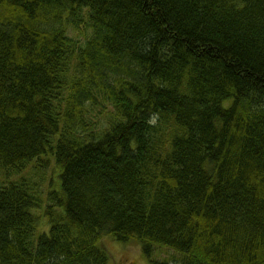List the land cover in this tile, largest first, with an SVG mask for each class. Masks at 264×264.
<instances>
[{"label": "trees", "instance_id": "16d2710c", "mask_svg": "<svg viewBox=\"0 0 264 264\" xmlns=\"http://www.w3.org/2000/svg\"><path fill=\"white\" fill-rule=\"evenodd\" d=\"M0 177V264H264V0H0Z\"/></svg>", "mask_w": 264, "mask_h": 264}, {"label": "rangeland", "instance_id": "374dc122", "mask_svg": "<svg viewBox=\"0 0 264 264\" xmlns=\"http://www.w3.org/2000/svg\"><path fill=\"white\" fill-rule=\"evenodd\" d=\"M82 28L79 32L71 30L69 35L73 38L77 45L84 47L86 41L91 37L92 31L89 28ZM91 116L95 115L96 127L95 132H101L107 129L109 123L114 118L115 110L107 103L101 104V107H89ZM46 160H48L46 163ZM35 163L30 164L20 174L11 173V180L18 181V179L25 178L33 184H37L39 195L43 199V204H48V190L52 188V182L54 187H58V168L55 166L53 159H43L40 162L34 161ZM40 163V164H37ZM43 165L45 168H41ZM0 181L4 179L0 177ZM47 229L46 225H42L41 231ZM100 245L104 248L110 257L109 264H158L162 261L179 260V256L176 252L162 246H155L151 257L144 255L141 246L137 242H131L126 245L118 243L112 236L103 237L100 241Z\"/></svg>", "mask_w": 264, "mask_h": 264}]
</instances>
